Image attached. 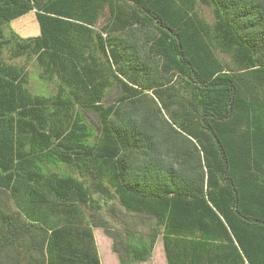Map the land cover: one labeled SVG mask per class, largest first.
<instances>
[{"label": "trees", "instance_id": "obj_1", "mask_svg": "<svg viewBox=\"0 0 264 264\" xmlns=\"http://www.w3.org/2000/svg\"><path fill=\"white\" fill-rule=\"evenodd\" d=\"M96 228L120 264H264V0H0V264H101Z\"/></svg>", "mask_w": 264, "mask_h": 264}, {"label": "rangeland", "instance_id": "obj_2", "mask_svg": "<svg viewBox=\"0 0 264 264\" xmlns=\"http://www.w3.org/2000/svg\"><path fill=\"white\" fill-rule=\"evenodd\" d=\"M201 15L209 22H213V17L211 11L207 7L199 8ZM108 12H105V16H107ZM106 17H104L100 25L106 22ZM11 28L14 32H16L19 36L23 38L35 37L40 35V26L38 20L36 18V14L34 12H30L27 15L15 20L11 24ZM6 34H9V31L6 30ZM223 60L229 61L226 57H223ZM13 63L23 65L25 64L31 78L30 88L34 93H38L40 95H53L56 93V86L53 83H45L39 79V69L33 60H26L25 58H20L18 60L13 61ZM97 249L99 250L100 260H102V264H120L118 256L113 251L112 240L107 237L103 229H97ZM162 242L158 244L156 250L153 252V256L151 261L148 264H162L160 258V246ZM156 248V247H155Z\"/></svg>", "mask_w": 264, "mask_h": 264}, {"label": "crops", "instance_id": "obj_3", "mask_svg": "<svg viewBox=\"0 0 264 264\" xmlns=\"http://www.w3.org/2000/svg\"><path fill=\"white\" fill-rule=\"evenodd\" d=\"M97 229L99 228H96V229H93V232H94V237L95 239L97 240V237H96V234H97ZM95 240V242L97 243V241ZM162 242L161 246H160V258H161V262L162 264H168V261H167V257H166V253H165V249H164V243H163V240H162V237H160L156 243V248L155 250L157 249L158 244ZM97 246V244H96ZM98 254H99V250H98ZM100 257V256H99ZM153 260V259H152ZM151 261V260H150ZM150 261L148 262H144V263H141V264H148ZM101 264H102V260H100Z\"/></svg>", "mask_w": 264, "mask_h": 264}]
</instances>
